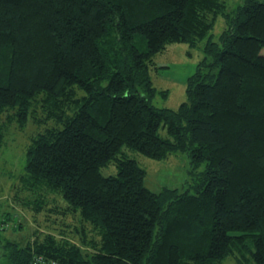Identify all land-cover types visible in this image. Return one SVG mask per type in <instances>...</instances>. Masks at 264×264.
<instances>
[{
  "label": "trees",
  "instance_id": "obj_1",
  "mask_svg": "<svg viewBox=\"0 0 264 264\" xmlns=\"http://www.w3.org/2000/svg\"><path fill=\"white\" fill-rule=\"evenodd\" d=\"M222 1L0 0V115L52 123L26 148L22 205L47 214L55 195L83 233L20 243L0 214L3 264H264V2L230 16ZM174 43L203 56L185 102L157 108L153 58ZM126 152L205 167L189 190L152 192Z\"/></svg>",
  "mask_w": 264,
  "mask_h": 264
},
{
  "label": "rangeland",
  "instance_id": "obj_2",
  "mask_svg": "<svg viewBox=\"0 0 264 264\" xmlns=\"http://www.w3.org/2000/svg\"><path fill=\"white\" fill-rule=\"evenodd\" d=\"M243 2L244 0H223L225 13L232 16L235 7ZM226 27L227 21L224 17H217L211 32L213 39L217 40ZM202 56L201 46L191 49L187 44L174 43L153 58L154 67L158 69L151 72V78L153 86L161 92L152 100L155 107L176 110L185 102L186 80L193 74L195 65ZM33 112L28 111V119L23 124L18 122L17 110L10 109L0 115V214L8 213L14 218V223L5 225L4 236L24 243L28 239L31 240L34 231H38L41 235L51 233L58 240L63 239L65 235L70 242L80 245L83 233L81 230L76 232V228H80L78 219L74 215L58 213L65 208V203L59 197L51 196L56 201L52 203L50 200L46 208L52 209L47 214L46 211L38 214L22 205H25L28 199V193L24 191L25 186L21 182L26 148L44 126L52 125L51 122L41 125L44 118L41 109H36L34 114ZM126 153L145 171L144 186L152 192H159L164 188L175 189L179 193L189 190L192 184L189 173L192 170L193 173H199L205 167L202 164L199 168L191 170L189 157L185 153L169 155L161 160L150 159L137 152ZM102 173L109 176L115 175L116 171L115 168H109ZM3 263L0 259V264ZM222 264L236 263L227 258Z\"/></svg>",
  "mask_w": 264,
  "mask_h": 264
},
{
  "label": "built area",
  "instance_id": "obj_3",
  "mask_svg": "<svg viewBox=\"0 0 264 264\" xmlns=\"http://www.w3.org/2000/svg\"><path fill=\"white\" fill-rule=\"evenodd\" d=\"M32 264H59L58 261L45 259L42 256H36Z\"/></svg>",
  "mask_w": 264,
  "mask_h": 264
}]
</instances>
